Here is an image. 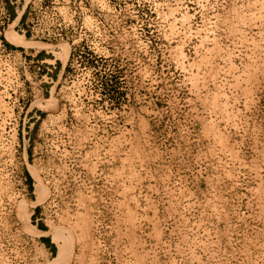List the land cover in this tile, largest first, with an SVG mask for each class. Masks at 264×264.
<instances>
[{
    "label": "rangeland",
    "instance_id": "obj_1",
    "mask_svg": "<svg viewBox=\"0 0 264 264\" xmlns=\"http://www.w3.org/2000/svg\"><path fill=\"white\" fill-rule=\"evenodd\" d=\"M55 261L264 264V0H0V264Z\"/></svg>",
    "mask_w": 264,
    "mask_h": 264
},
{
    "label": "bare ground",
    "instance_id": "obj_2",
    "mask_svg": "<svg viewBox=\"0 0 264 264\" xmlns=\"http://www.w3.org/2000/svg\"><path fill=\"white\" fill-rule=\"evenodd\" d=\"M55 263H56V264H59V262H58V261H55Z\"/></svg>",
    "mask_w": 264,
    "mask_h": 264
},
{
    "label": "trees",
    "instance_id": "obj_3",
    "mask_svg": "<svg viewBox=\"0 0 264 264\" xmlns=\"http://www.w3.org/2000/svg\"><path fill=\"white\" fill-rule=\"evenodd\" d=\"M11 47V46H10Z\"/></svg>",
    "mask_w": 264,
    "mask_h": 264
}]
</instances>
